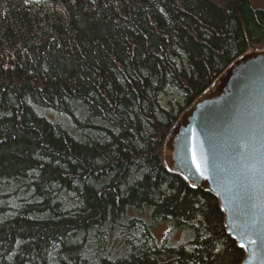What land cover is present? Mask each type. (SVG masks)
<instances>
[{"label":"trees","instance_id":"1","mask_svg":"<svg viewBox=\"0 0 264 264\" xmlns=\"http://www.w3.org/2000/svg\"><path fill=\"white\" fill-rule=\"evenodd\" d=\"M252 2L0 0V264H241L218 199L163 149L181 111L264 45ZM175 90L185 105L167 107ZM161 222L183 242L157 245Z\"/></svg>","mask_w":264,"mask_h":264},{"label":"water","instance_id":"2","mask_svg":"<svg viewBox=\"0 0 264 264\" xmlns=\"http://www.w3.org/2000/svg\"><path fill=\"white\" fill-rule=\"evenodd\" d=\"M163 153L168 171L218 199L227 233L244 245L241 264H264V50L240 56L201 92Z\"/></svg>","mask_w":264,"mask_h":264},{"label":"rangeland","instance_id":"3","mask_svg":"<svg viewBox=\"0 0 264 264\" xmlns=\"http://www.w3.org/2000/svg\"><path fill=\"white\" fill-rule=\"evenodd\" d=\"M253 5L257 7L264 8V1L261 0V2H258L257 0H252ZM163 103L168 105V102H171L170 106H184L185 103H183V97L181 96L180 92L175 90L171 91L170 93L164 94L162 97ZM168 107V106H167ZM178 108V107H176ZM51 118H58L57 115L50 113ZM129 215H135L138 217L139 220H144L143 222H146V224L149 225V213H135L133 211L129 212ZM143 228H147L145 223L143 226L140 224L138 225L134 232L135 234H142ZM151 230V236H153V240L157 245H173L177 246L178 244H181L183 242V239L186 237L187 233L183 231V229H177L173 228L169 223H158L155 224L153 227L149 228Z\"/></svg>","mask_w":264,"mask_h":264},{"label":"snow or ice","instance_id":"4","mask_svg":"<svg viewBox=\"0 0 264 264\" xmlns=\"http://www.w3.org/2000/svg\"><path fill=\"white\" fill-rule=\"evenodd\" d=\"M193 164L196 166L197 171L201 172V174H203V171H202V168H201V164L196 159L195 149H193ZM240 247L243 248L244 245L241 244Z\"/></svg>","mask_w":264,"mask_h":264}]
</instances>
